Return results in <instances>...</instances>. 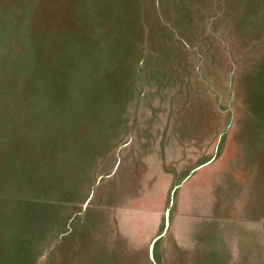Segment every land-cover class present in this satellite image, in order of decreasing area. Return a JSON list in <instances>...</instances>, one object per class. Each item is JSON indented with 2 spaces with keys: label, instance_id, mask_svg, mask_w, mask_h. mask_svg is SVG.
Segmentation results:
<instances>
[{
  "label": "rangeland",
  "instance_id": "1",
  "mask_svg": "<svg viewBox=\"0 0 264 264\" xmlns=\"http://www.w3.org/2000/svg\"><path fill=\"white\" fill-rule=\"evenodd\" d=\"M0 264H264V0H0Z\"/></svg>",
  "mask_w": 264,
  "mask_h": 264
},
{
  "label": "water",
  "instance_id": "2",
  "mask_svg": "<svg viewBox=\"0 0 264 264\" xmlns=\"http://www.w3.org/2000/svg\"><path fill=\"white\" fill-rule=\"evenodd\" d=\"M152 242H153V241H152ZM151 246H152V243H151ZM151 246H150V247H151Z\"/></svg>",
  "mask_w": 264,
  "mask_h": 264
}]
</instances>
